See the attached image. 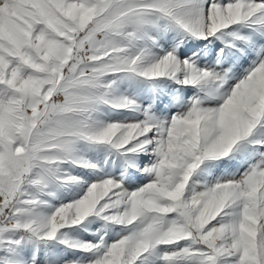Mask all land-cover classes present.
<instances>
[{
    "label": "snow or ice",
    "instance_id": "obj_1",
    "mask_svg": "<svg viewBox=\"0 0 264 264\" xmlns=\"http://www.w3.org/2000/svg\"><path fill=\"white\" fill-rule=\"evenodd\" d=\"M0 264H264V0H0Z\"/></svg>",
    "mask_w": 264,
    "mask_h": 264
}]
</instances>
